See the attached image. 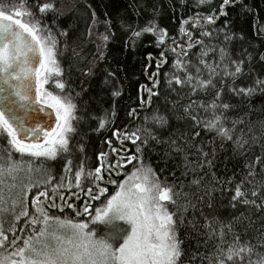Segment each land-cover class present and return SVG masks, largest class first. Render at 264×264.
<instances>
[{
	"label": "trees",
	"instance_id": "obj_1",
	"mask_svg": "<svg viewBox=\"0 0 264 264\" xmlns=\"http://www.w3.org/2000/svg\"><path fill=\"white\" fill-rule=\"evenodd\" d=\"M21 2L43 35L56 41L62 75H53L46 88L71 97L76 119L69 151L56 159L22 156L0 136V153H8L0 161L4 167L12 159L21 166L27 161L32 170L0 188L9 241V228L18 243L33 234L35 193L76 191L81 170L77 189L94 188V171L112 159L123 134L127 158L136 157L124 175L150 168L172 189L175 204L164 203L175 213L183 253L178 264H209L218 245L250 243L264 252V0ZM44 3L54 8L39 12ZM146 27L155 31L144 32ZM56 80L63 91L54 87ZM214 115L231 139L207 127ZM238 187L244 195L236 198ZM25 208L29 215L16 219ZM56 217L90 221L70 209ZM113 225L122 236L126 224Z\"/></svg>",
	"mask_w": 264,
	"mask_h": 264
},
{
	"label": "snow or ice",
	"instance_id": "obj_2",
	"mask_svg": "<svg viewBox=\"0 0 264 264\" xmlns=\"http://www.w3.org/2000/svg\"><path fill=\"white\" fill-rule=\"evenodd\" d=\"M224 3L228 4L229 0H224ZM53 8V3H44L39 7V12L44 13ZM25 16L28 19H23ZM208 19L211 20V17ZM143 31L153 32L155 29L146 27ZM134 35L140 36L141 33L137 32ZM55 46L56 41L50 33L47 36L43 35L39 21L34 19L24 2L0 0V81L12 90L13 97L19 98L22 108L30 104H39L41 105L39 111L43 112V106L47 105L53 110L49 115L55 122L52 127L43 124L29 125L27 112L19 114L15 100H10L0 107V136L7 138L11 148L22 156L56 159L59 153L69 151V134L75 131L72 121L76 119V105L70 96L54 95L45 88L53 75L56 77L62 75L56 59ZM236 71L240 69L237 68ZM33 80L38 85L35 97L32 96ZM179 82L177 80V83ZM53 83L55 88L63 91L65 87L63 82L56 80ZM247 91L250 93L252 89ZM222 107L227 108L228 105ZM220 123L221 117L214 115L213 119L207 122V127L231 139L228 129L217 127ZM40 136L43 143L39 140L32 142L33 137ZM5 155L8 153H0V161ZM135 158L130 157L129 162ZM117 166H120L119 162ZM19 167L20 165L16 163L4 167L0 162V177L5 173L11 175ZM100 171L101 168L96 169L97 174ZM82 176H84L82 170L75 174L76 187H80L79 181ZM102 178L97 175V179ZM55 191L54 188L53 192ZM106 191L107 189H99V195ZM88 195L93 199H99V195L93 196L91 189L88 190ZM243 195L238 187L235 197ZM252 195L255 196L256 192ZM40 197L47 198L48 193L40 192L33 200L35 213L30 223L39 224L41 227L34 228L33 234L24 238L22 243H18L19 238L15 237L12 228L8 231L13 233L14 238L9 241L3 227V213L7 209L0 207V264H178L183 254L181 241L177 238L176 220L173 219L175 213L169 212L167 204L164 203L175 204L172 189L161 185L150 168L143 172L137 169L128 176L119 185V191L111 196L102 208H97L94 214L89 212L87 205L83 213H77L90 215L92 219L88 222L49 216ZM244 202L249 203L247 200ZM28 215L25 208L17 214L16 219ZM115 220L128 225L117 246H114L111 237L96 239L95 230L89 231L90 224H110ZM236 240L239 241V237H236ZM213 257H208L209 264H264V252L256 251V246L250 243L230 245L226 249L218 245Z\"/></svg>",
	"mask_w": 264,
	"mask_h": 264
},
{
	"label": "flooded vegetation",
	"instance_id": "obj_3",
	"mask_svg": "<svg viewBox=\"0 0 264 264\" xmlns=\"http://www.w3.org/2000/svg\"><path fill=\"white\" fill-rule=\"evenodd\" d=\"M36 87H38V85H36ZM31 106L33 107L31 108L33 111H39V108L41 107V105L39 104H31ZM43 121L47 122V119L43 118L41 120V124H43ZM124 139H125L124 135L121 134L120 138L117 139L116 146L111 149L112 159L108 158L106 161L101 162L100 166L97 167V168H101L99 174L96 173V170L94 171L95 174L94 188L87 187L85 192L82 193V191L78 190L76 187L75 188L76 191H71L68 194H66L64 191H59V190L53 192V189L51 188L52 191H50L49 189L48 191H46L48 193L47 198L40 197L41 201H44L49 216H54V217L58 215L63 216L67 209L72 210L73 212H75L76 215L78 212L83 213V209L86 205L90 208L92 205L94 204L97 205L98 203H100L110 195L109 190L113 188V186L111 185L112 182L110 181H115L116 183L119 182L124 176L126 168L130 163L129 159L127 158V155L124 153V150L127 146V142L123 141ZM118 161H120L119 164L120 166H114V164H117ZM101 165H103V167H101ZM97 175L102 176L103 178L97 179ZM89 189H91L93 196L99 195V189H107V191L104 192L103 195H99V199H93L92 196L88 195ZM40 192H45V190H42ZM39 193H35L33 195L31 201L32 205H33V200L37 195H39ZM61 197H63V199H61ZM51 205H55V207H52ZM69 205H71V207ZM33 212L35 213V208ZM85 215L86 214H80L78 216L79 217L84 216L88 218V216ZM38 226L39 224L32 225L30 223V227H33V229L37 228Z\"/></svg>",
	"mask_w": 264,
	"mask_h": 264
},
{
	"label": "rangeland",
	"instance_id": "obj_4",
	"mask_svg": "<svg viewBox=\"0 0 264 264\" xmlns=\"http://www.w3.org/2000/svg\"><path fill=\"white\" fill-rule=\"evenodd\" d=\"M45 88H46V85H45ZM47 89V88H46ZM48 90V89H47ZM37 95V94H36ZM44 110L46 111V113H44L43 115L45 117H47V121H48V126L47 127H52L54 126V119L52 116H50L49 114L53 112L52 109L48 108L47 105H44ZM127 136V135H126ZM124 136V137H126ZM127 138V137H126ZM36 140H39V142L43 143V138L42 136L40 137H33L32 138V142H35ZM16 152V151H15ZM18 153V152H17ZM20 154V153H19ZM23 156H26V155H23ZM27 157V156H26ZM34 158V157H32ZM39 158H44V157H39ZM16 160H18V158L16 157ZM5 162V160H3ZM14 161L12 159H10L8 161V165L9 164H12ZM16 163V162H15ZM16 164H19L20 167L18 169H20V171L17 169L16 171H14L11 175L5 173L2 177H0V180H2V182H0V188L3 186V182L4 180H7L8 182H11V181H14L18 178V176L20 177H25V174L27 175H31L32 173V170L28 164V162L26 161V163L24 165L21 166L20 163H16ZM7 165V166H8ZM137 169H135L136 171ZM141 172H143L144 170L140 169ZM134 170L127 173L126 175H124V177L119 181V182H115L114 183H111V185L113 186L112 188V192L110 193V195L104 199L103 201H99L100 203H98L97 205H92L89 209V212L91 211L92 214L95 213V210L97 208H102L105 203L107 202V200L113 196L116 192L119 191V185L122 184L128 176H130L133 172H135ZM99 174V173H98ZM8 193H10V191H8ZM0 195H4V194H0ZM6 195V194H5ZM33 210H34V207H33ZM85 216H88V218H91L92 217L90 215H85ZM89 219V220H91ZM113 223H125L123 221H120V220H115L113 221L112 223L110 224H107V223H95V225L97 224L98 225V229L97 228H93L95 230V238L96 239H104V238H109L111 237L112 238V241H114V246H117L119 243H120V237H121V232H120V229L119 228H116L117 226H114ZM126 224V223H125ZM113 225V226H112ZM112 226V229H110L109 227ZM128 228V225L126 224V229ZM93 229H90L89 231L93 230ZM110 241V242H112ZM10 250V249H9Z\"/></svg>",
	"mask_w": 264,
	"mask_h": 264
},
{
	"label": "water",
	"instance_id": "obj_5",
	"mask_svg": "<svg viewBox=\"0 0 264 264\" xmlns=\"http://www.w3.org/2000/svg\"><path fill=\"white\" fill-rule=\"evenodd\" d=\"M35 89H36V83L33 80V82H32V96L33 97L36 96ZM10 100H15V107L17 108L19 114H24L25 111L27 112V115L29 117V120H28L29 125H31V124H41V120L43 118L47 119V117H45L43 115L44 113H46L45 110L43 112L33 111L31 109V108H33L31 106V104L29 106H27L26 108H22L21 107V103L22 102L19 101V98L13 97L12 96V90L7 85H5L2 81H0V107H3L5 104L9 103ZM141 104H143V103H141ZM43 125H45L47 127L48 126V121L47 122L43 121ZM125 140H127L126 137H125V139L123 141L125 142ZM125 149H126L125 154H128L129 153V148L126 147ZM118 162L120 164V161H118ZM114 166H117V164H114ZM71 195H73V194H71ZM90 205H91V202H90Z\"/></svg>",
	"mask_w": 264,
	"mask_h": 264
}]
</instances>
